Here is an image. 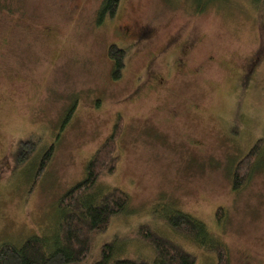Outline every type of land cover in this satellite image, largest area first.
<instances>
[{
  "label": "rangeland",
  "instance_id": "rangeland-1",
  "mask_svg": "<svg viewBox=\"0 0 264 264\" xmlns=\"http://www.w3.org/2000/svg\"><path fill=\"white\" fill-rule=\"evenodd\" d=\"M101 2L0 1L10 12H0V246L53 238L61 196L118 125V163L96 191L121 188L130 201L75 264H96L115 240L124 257L149 255L139 225L215 264L167 225L174 209L227 247L228 264H264V11L249 0H121L97 26ZM111 45L126 51L115 81ZM258 140L234 189L233 167Z\"/></svg>",
  "mask_w": 264,
  "mask_h": 264
},
{
  "label": "trees",
  "instance_id": "trees-1",
  "mask_svg": "<svg viewBox=\"0 0 264 264\" xmlns=\"http://www.w3.org/2000/svg\"><path fill=\"white\" fill-rule=\"evenodd\" d=\"M120 1L102 0L97 11L99 25L114 18ZM249 3L255 9L264 11V0H249ZM7 7L5 4H0V12L8 11L10 13ZM107 51L108 57L113 63L111 76L115 81L120 79L123 74L126 51L116 45L109 46ZM119 129L120 126L116 125L106 141L87 162L85 178L61 196L57 206L60 211V222L55 229L53 238L52 236H33L25 240L21 246L1 244L0 264H75L84 261L89 256L90 234L106 231L110 224V217L125 211L130 201L127 193L121 188L114 187L102 194L96 191V184L100 177L104 174H114L116 169L119 158L116 135ZM23 144L26 149L25 151L21 149L23 154L18 160V164L29 159L30 154L34 151V143ZM53 148L51 145L43 153L37 169V179L44 171V164L52 158ZM260 151L261 142L258 140L248 153L234 165V189L242 184L245 176L252 169L254 161L259 157ZM174 211L175 209L168 214L166 223L175 234L183 237L200 251L213 253L216 258L215 264H228L227 247L214 240L208 234L205 225L190 215L178 210ZM222 217V211L221 213L217 212L216 221L221 222ZM136 233H138V239L146 244L151 251L149 255L143 256L138 253L134 258L124 257L125 251H118L115 240L101 247V259L96 264H197L193 253L188 252L180 244L166 238L163 234L154 232L148 225H139Z\"/></svg>",
  "mask_w": 264,
  "mask_h": 264
},
{
  "label": "flooded vegetation",
  "instance_id": "flooded-vegetation-1",
  "mask_svg": "<svg viewBox=\"0 0 264 264\" xmlns=\"http://www.w3.org/2000/svg\"><path fill=\"white\" fill-rule=\"evenodd\" d=\"M99 10V9H98ZM102 25V24H101ZM101 25H99L98 23H97V26H101Z\"/></svg>",
  "mask_w": 264,
  "mask_h": 264
}]
</instances>
